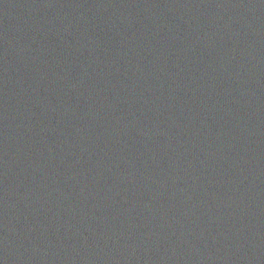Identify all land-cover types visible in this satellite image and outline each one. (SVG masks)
<instances>
[{"label": "water", "instance_id": "95a60500", "mask_svg": "<svg viewBox=\"0 0 264 264\" xmlns=\"http://www.w3.org/2000/svg\"><path fill=\"white\" fill-rule=\"evenodd\" d=\"M0 264H264V0H0Z\"/></svg>", "mask_w": 264, "mask_h": 264}]
</instances>
